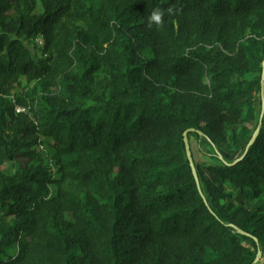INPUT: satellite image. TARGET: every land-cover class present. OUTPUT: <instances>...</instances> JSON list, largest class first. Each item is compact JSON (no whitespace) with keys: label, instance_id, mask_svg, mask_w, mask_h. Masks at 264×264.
Segmentation results:
<instances>
[{"label":"trees","instance_id":"obj_1","mask_svg":"<svg viewBox=\"0 0 264 264\" xmlns=\"http://www.w3.org/2000/svg\"><path fill=\"white\" fill-rule=\"evenodd\" d=\"M263 62L264 0H0V264H264Z\"/></svg>","mask_w":264,"mask_h":264},{"label":"water","instance_id":"obj_2","mask_svg":"<svg viewBox=\"0 0 264 264\" xmlns=\"http://www.w3.org/2000/svg\"><path fill=\"white\" fill-rule=\"evenodd\" d=\"M263 68H264V62H263ZM263 80H264V69H263ZM262 98H263V111H264V83H263V85H262ZM258 134H259V129L255 132V134H254L252 140H251L250 143H249V146L254 142V140H255V138L257 137ZM185 136H186V137H185V142H186V146H187V150H188V156H189V158L191 159V155H190V147H189V142H188V138H187V132H185ZM191 165H192V168H193V170H194V174H195V176H197L196 171H195V168H194V164H193V162H192V159H191ZM238 232H240L241 234H244V235H248V234L245 233L242 229H238ZM261 256H262V253L260 252V253L258 254V257H257V259H256V262H259Z\"/></svg>","mask_w":264,"mask_h":264},{"label":"clouds","instance_id":"obj_3","mask_svg":"<svg viewBox=\"0 0 264 264\" xmlns=\"http://www.w3.org/2000/svg\"><path fill=\"white\" fill-rule=\"evenodd\" d=\"M163 17H164V13L163 11L156 9L154 10L150 17H149V23L152 24H156V25H160L163 23Z\"/></svg>","mask_w":264,"mask_h":264},{"label":"rangeland","instance_id":"obj_4","mask_svg":"<svg viewBox=\"0 0 264 264\" xmlns=\"http://www.w3.org/2000/svg\"><path fill=\"white\" fill-rule=\"evenodd\" d=\"M39 11H42V9L40 7H39ZM41 40L42 39H38V42L41 43L42 42ZM30 49L32 50L33 54H42L41 47L33 49L32 46H30ZM22 83H23V85H25V81H23ZM20 88H22V86ZM11 168H13V167L10 166V170H11Z\"/></svg>","mask_w":264,"mask_h":264},{"label":"built area","instance_id":"obj_5","mask_svg":"<svg viewBox=\"0 0 264 264\" xmlns=\"http://www.w3.org/2000/svg\"><path fill=\"white\" fill-rule=\"evenodd\" d=\"M41 41H42V40H41ZM41 43H42V42H41ZM16 110H17V112L20 113V112L24 111L25 109H24V108H21V107H17Z\"/></svg>","mask_w":264,"mask_h":264}]
</instances>
